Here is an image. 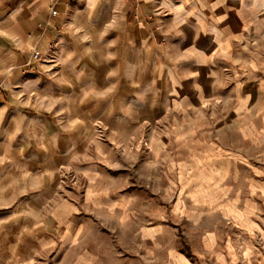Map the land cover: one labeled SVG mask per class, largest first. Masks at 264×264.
<instances>
[{"label": "crops", "instance_id": "crops-1", "mask_svg": "<svg viewBox=\"0 0 264 264\" xmlns=\"http://www.w3.org/2000/svg\"><path fill=\"white\" fill-rule=\"evenodd\" d=\"M232 21L216 0H0V264H192L166 242L152 252L156 227L129 240L126 254L119 238L90 237L105 220L98 213L119 204L60 180L97 179L101 138L116 146L182 100L184 62L199 78L226 50ZM33 50L42 61L32 73L24 62ZM207 149L196 180L210 191L195 195L193 218L200 225L208 210L217 219L200 232L197 259L254 264L264 259L263 184L230 189L240 157Z\"/></svg>", "mask_w": 264, "mask_h": 264}, {"label": "rangeland", "instance_id": "rangeland-1", "mask_svg": "<svg viewBox=\"0 0 264 264\" xmlns=\"http://www.w3.org/2000/svg\"><path fill=\"white\" fill-rule=\"evenodd\" d=\"M216 6L233 20L227 27L231 38L208 68L197 70L199 78L189 74L193 68L184 62L186 68L179 71L188 75L182 100L170 101L167 112L162 106L132 138L116 146L101 138L106 149L97 179L74 185L64 173L60 180L63 189L105 190L107 199L119 204L120 212L98 213L105 220L89 236L106 243L119 238L122 254L128 253L134 236L139 239L146 228L156 227L152 252H162L158 248L166 242L192 264H209L197 259L199 236L217 217L204 211L197 226L193 211L195 195L210 191L208 181L198 185L195 163L210 146L228 148L242 161L241 178L226 182L230 189L251 190L256 181L264 187V0H216ZM254 264H264V259Z\"/></svg>", "mask_w": 264, "mask_h": 264}, {"label": "built area", "instance_id": "built-area-1", "mask_svg": "<svg viewBox=\"0 0 264 264\" xmlns=\"http://www.w3.org/2000/svg\"><path fill=\"white\" fill-rule=\"evenodd\" d=\"M53 3L55 2V0H51ZM50 15L51 16H55L57 13L55 10H51L50 11ZM42 61V57L39 51L37 50H33L31 51L30 55L28 56V58L25 60L24 62V67L30 71V72H35L37 71V65Z\"/></svg>", "mask_w": 264, "mask_h": 264}]
</instances>
